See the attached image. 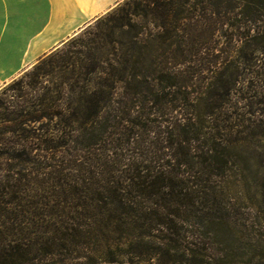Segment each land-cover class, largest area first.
Instances as JSON below:
<instances>
[{"label":"trees","instance_id":"1","mask_svg":"<svg viewBox=\"0 0 264 264\" xmlns=\"http://www.w3.org/2000/svg\"><path fill=\"white\" fill-rule=\"evenodd\" d=\"M125 18L79 45L89 65L53 104L4 120L0 264H162L154 259L165 253L171 264H216L204 234L229 214L218 184L233 158L231 135L256 124L251 110L241 124L223 116L240 77L208 84L187 66L179 35L158 53L151 34L143 40ZM193 46L202 49L197 38ZM42 119L43 134L24 128Z\"/></svg>","mask_w":264,"mask_h":264},{"label":"rangeland","instance_id":"2","mask_svg":"<svg viewBox=\"0 0 264 264\" xmlns=\"http://www.w3.org/2000/svg\"><path fill=\"white\" fill-rule=\"evenodd\" d=\"M257 2L173 0L171 5L148 6L142 0L119 1L109 12L33 60L22 73L1 86L0 130L5 127L4 120L14 119L21 111H39L43 104H53L58 88L82 66L89 65L86 50L79 45L97 30L105 31L108 24H121L122 16L127 17L125 24L140 26L143 40L151 34L158 53L162 44L174 43L179 35L187 44V66L200 71L208 84L222 74L239 75V93L229 102L223 116L241 124L245 111L251 110L252 121H256L248 130L235 127L231 135L233 158L218 184L220 203L230 210L225 215L224 227L204 234L207 247L215 249L216 264H221L218 260L222 256L223 264H264V94H258V87L264 82V36L252 38L264 32V16L257 17L258 11H264V3ZM196 38L202 45L199 52L193 46ZM46 122H28L24 128L41 135V125ZM210 238L214 244H209ZM159 259L154 261L171 264L172 257L165 253Z\"/></svg>","mask_w":264,"mask_h":264},{"label":"crops","instance_id":"3","mask_svg":"<svg viewBox=\"0 0 264 264\" xmlns=\"http://www.w3.org/2000/svg\"><path fill=\"white\" fill-rule=\"evenodd\" d=\"M121 0H0V88L35 59L73 37Z\"/></svg>","mask_w":264,"mask_h":264},{"label":"snow or ice","instance_id":"4","mask_svg":"<svg viewBox=\"0 0 264 264\" xmlns=\"http://www.w3.org/2000/svg\"><path fill=\"white\" fill-rule=\"evenodd\" d=\"M9 3L11 4H15L16 6L19 7H24L27 4L33 3L34 0H8ZM121 2H123V0H121ZM3 21L0 20V25H2ZM0 46H2V42H0ZM262 147H264V145H262Z\"/></svg>","mask_w":264,"mask_h":264}]
</instances>
